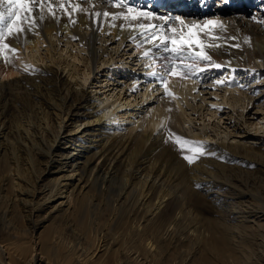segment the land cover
I'll return each mask as SVG.
<instances>
[{
    "label": "bare ground",
    "instance_id": "obj_1",
    "mask_svg": "<svg viewBox=\"0 0 264 264\" xmlns=\"http://www.w3.org/2000/svg\"><path fill=\"white\" fill-rule=\"evenodd\" d=\"M199 1L163 0L157 10L154 0H125L157 17L144 23L163 24L169 36L170 28L186 32L173 17L185 25H222L201 37L220 68L188 55L199 48L184 49L173 61L155 47L159 36L144 43L125 21L112 26L101 15L98 23L96 13H127L110 0H29V18L18 17L12 33L6 32L10 18L0 22V191L14 187L10 202L23 204L31 220L62 206L69 219L45 240L60 264H264V102L258 90L249 94L248 84L240 88L264 73V0ZM249 6H256L250 17ZM8 7L0 0V12L7 15ZM175 65L181 75L170 73ZM222 68L226 76L239 72L242 85H226L210 108L202 92ZM150 69L158 72L153 80V72L144 76ZM96 75L107 79L101 86L115 79L105 97L86 89ZM157 84L165 87L161 97L160 87L155 97L150 91ZM22 91L37 109L7 130V100ZM134 91L144 102L156 101L135 109ZM37 156L45 160L37 182L54 177L29 189L24 176L41 163ZM133 182L140 195L130 201L126 187ZM56 196L62 200L51 206ZM77 199L85 212L78 214ZM8 224L0 222V264H39L34 253L17 257L16 244L2 239L12 233Z\"/></svg>",
    "mask_w": 264,
    "mask_h": 264
},
{
    "label": "rangeland",
    "instance_id": "obj_2",
    "mask_svg": "<svg viewBox=\"0 0 264 264\" xmlns=\"http://www.w3.org/2000/svg\"><path fill=\"white\" fill-rule=\"evenodd\" d=\"M154 1L156 2V6H157L156 9L157 10L163 9V7H161V3L163 0H154ZM200 1H204V4L207 6H209L210 4H211V6H214L215 5L214 3L219 2L218 0H200ZM200 1H199V3H200ZM220 1H222V0H220ZM173 2H176V0H173ZM147 3H149V1ZM255 9H256V6H249L247 15L249 17L252 16V14L256 11ZM175 12H177V10H172V13H175ZM257 43H259V42L257 41ZM59 53H60V50H58L57 53L55 51V57H58ZM63 54H65V52ZM66 57H67V55H66ZM147 71L148 72H145L144 76L149 75L150 73L153 72L152 69L147 70ZM239 71H241V70H239ZM226 72H227V68H222L217 73L213 74V76H214L213 84H215L214 86L213 85H211V87L207 86L211 82L210 79H208V82L206 83L207 85L205 86V88H208V91L202 92V94H203L202 97H205V102L210 108L216 107L218 105L219 101L222 100V98H221V95L223 94L222 89H224L226 87V85H230L232 83L235 86L242 85V82H240L241 79L239 77V72L228 73V76L224 75V74H226ZM153 73H158V72H153ZM97 76H100V77L97 78V80L95 81L96 82V84H94L95 86L89 85L86 87V89L88 91H90L91 94L97 93V95H99L100 97H105L106 94L111 93L110 90H112L113 89L112 87L114 86L111 83L115 79L112 78L114 80L109 81V82L106 81L105 83H102V86H101V84H99L98 81L102 80L103 78L106 79V77H101L102 75H96L94 78H96ZM155 76L156 75L152 76L151 80L155 79ZM118 79H122V78H120V76H119V78H117V80ZM141 80L145 81V78L143 77V79L141 78ZM217 81H219L220 83H217ZM145 83L146 82H140L138 84V86H140L142 89L144 87ZM154 83L155 82H153V85H154ZM246 84H248L249 86L252 87V90L249 92V94L254 92L255 90H258L259 92H256V96H259V95H260V97L263 96L262 102H264V92H262L264 90V73L260 72L259 75H256L254 73L253 75H251L250 80L248 82H244L243 85L240 86V88H243L244 85H246ZM157 87L161 88V91L158 92L159 94L155 91V89ZM164 88H165L164 86L157 84V86H152L150 88V91H153L154 97L157 94L159 95V97H161L162 96L161 92ZM99 90H101V91H99ZM125 90H127V92H128L129 88L124 89V91ZM124 91L122 92V91H120V88H118V91H116V92L124 93ZM133 93L136 94V98H137L136 102L133 101V103H132L133 106L135 107V109H138L137 107L139 104V105H141V107H142V105L145 106L144 110H146L147 106L153 105V104H148V103L154 102V100L156 101V99H153L151 101L144 102V100L140 97V95L137 92L134 91ZM14 94L11 95L12 97L11 96L9 97V99L7 100L8 102L6 103L7 105H6L5 117H6V120H8V124H9V125H6V128H7V130L9 129L10 131L14 130V128L12 127V125H10L9 122H12L13 124H17L18 122H20L22 120V118H25L29 113L34 114L35 110L37 109V105L34 103L36 100L31 101L29 99V97L26 96V93H24L23 91L20 93H14ZM18 96H20V97H18ZM22 97H24L26 100L23 101L24 98H22ZM134 97L131 96V100H134L135 99ZM138 101H139V103H137ZM202 109L205 112L206 109L205 108H202ZM223 110H225L224 112H228V111H226V110H228L227 108H224ZM197 118L198 117L196 116L195 117V123L196 124H202V121H200ZM207 119H208V117H207ZM107 121H109V120H107ZM210 121H213V119H210ZM228 121L229 120L227 118H225V119H223L222 122H224V124H226ZM54 131H55V129H54ZM9 137L12 138L13 135L9 134ZM212 142L214 143V141H212ZM179 144L182 147L184 146V142H181ZM185 144H187V143H185ZM180 145H177V148H182ZM8 146H9V144H8ZM6 148H7V146H6ZM8 152L10 153L9 148H8ZM70 152L72 153V151H70ZM0 155H2V152L0 153ZM156 158H157V156L153 157V159H156ZM36 159H39V160L41 159L39 161L41 163L38 164L37 167L35 166L32 169V171L30 170L28 172V174H25L26 176L22 175L25 172H22V174H21L22 176L25 177V180L28 182V184H31V186L29 185V189H32V186H34L36 184H37V187L39 186L40 188L41 187L43 188L44 185L48 186V184H50L49 182L54 177L53 175H47L46 174L45 176L42 177V179L39 182H37V178L43 173V169L45 168V160L41 156H37ZM243 166H245V168H247V170H251V171L253 170V168L248 167L247 165H243ZM118 167L121 168V166H118ZM258 181L259 180H257V182ZM24 183L25 182H23V184ZM137 183L138 182H133L132 187H130V186L126 187V188H128V189H126L127 190L126 192H127V194L129 193L128 198L130 201H132V200L135 201L136 200L135 198H137L138 195H140L139 194L140 193V186H139L140 183H138V185H137ZM135 184H136V187H135ZM8 185L10 186V184L8 183L7 185L4 186L5 190L0 191L1 196H5L4 198H2L0 196L1 197L0 198V222L2 224L9 225L8 221L10 220L12 222V225L10 224L12 233L9 236L3 234V236H1V237H3L2 239H6V241H8V242H12V243H10L11 246L16 244L12 248H13V252L15 253V255L17 257L23 256V254H24V256H26L27 254L28 255H31V254L34 255L35 254L34 256L40 259L41 263L39 262V264H60L59 259L54 258L51 255V250L46 247L45 240H46V238L47 239L49 238L48 235H51L52 231L56 230V227L61 228V225L65 224V222L68 221L69 218H67L66 213L62 211V206L58 205L56 208H53L52 210H50V212H48L47 218L44 217V214H39V215L35 216L34 218H32V220H31L27 217L26 208L24 207L23 204L18 203L17 206H14V204L10 202V199L14 194V191H13L14 187L9 188ZM68 187L70 188V186H68ZM133 187H134V189H133ZM22 188H24V187H22ZM116 189L118 190L119 187H116ZM136 194H138V195H136ZM84 195H85V193H84ZM132 196L133 197L135 196V197L132 198ZM61 197L62 196H56L54 198V200L52 201V203H50L51 206H56L62 200ZM80 200H82V198ZM75 202H76V208H77L76 210H79L78 214L81 211L85 212V208H86L85 203L84 202L81 203V201H79L78 199L75 200ZM2 208L5 209L7 212L6 217H5V215H2V211H1ZM127 215H128V213H125V211H124L123 217H125ZM16 248L18 250L19 249L20 250L18 251V250H16Z\"/></svg>",
    "mask_w": 264,
    "mask_h": 264
},
{
    "label": "snow or ice",
    "instance_id": "obj_3",
    "mask_svg": "<svg viewBox=\"0 0 264 264\" xmlns=\"http://www.w3.org/2000/svg\"><path fill=\"white\" fill-rule=\"evenodd\" d=\"M5 2L9 5L7 9V15L5 13L0 12V22H3L6 19H11L12 23H10L6 29L7 33H12L15 28V23L20 17L21 19H28V14L31 13L32 8L30 6L29 0H5ZM113 3L114 7H125L127 8V13H122L119 15L110 14L108 12L96 13L98 18L97 22L99 23V18L101 15L104 18H111L113 25L115 26L116 20H122L127 22L125 27H128L130 30H138L139 36L143 38V42L147 43L150 40H154L157 36L160 37V43L155 45V47L162 48L165 53L173 54V61H175V56L181 55L184 49H192L199 48L200 51H196L194 53L189 52L188 55H191L195 60L198 61H208L211 62V57L204 51L205 48H208L209 45L204 44L201 39L202 35L207 36V33L214 31L218 26L222 29V25H218L217 22L212 20H206L203 24H193V25H185V22L181 20L179 17L169 18L172 22H179L181 26L186 30V32H177L176 28H170L172 33L171 36L165 31L163 24L155 25L152 23H144L146 20H155L157 17L152 16L150 13L139 11L132 7H128L125 0H110ZM23 13V16H21ZM131 13H136L133 15H129ZM69 15H71L69 13ZM132 22H137L135 26H133ZM16 31H21V29L16 28ZM203 30V32L201 31ZM3 33H0V39H3ZM135 42V41H133ZM171 45L169 47L168 45ZM6 48L7 45H4ZM149 52H145V56H149ZM214 67L220 68V64H215L211 62ZM184 69H191L193 72L196 71V68L192 64H184L182 65ZM180 65H175L173 69H170V73L172 75H181ZM203 70V69H201ZM152 75H156V73H152ZM162 83H166L162 79ZM217 83H220L217 81ZM191 162V161H189Z\"/></svg>",
    "mask_w": 264,
    "mask_h": 264
}]
</instances>
